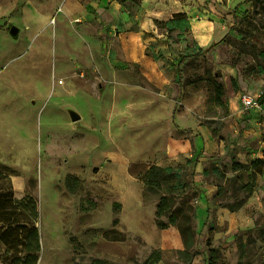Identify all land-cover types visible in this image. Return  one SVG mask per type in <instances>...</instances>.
<instances>
[{"label":"rangeland","instance_id":"374dc122","mask_svg":"<svg viewBox=\"0 0 264 264\" xmlns=\"http://www.w3.org/2000/svg\"><path fill=\"white\" fill-rule=\"evenodd\" d=\"M93 1L68 0L75 5L61 20L67 0H0V106L10 104L0 109V171L17 197L37 200L38 263L143 264L157 255L154 264H238L240 257L261 264L263 175L246 196L239 184L248 173L234 171L232 157L243 140L264 156V103L244 109L240 102L241 94L264 95V0H116L120 14L100 20L86 13ZM179 16L191 28L174 40L156 20ZM128 37L138 38L148 63L125 57ZM211 44L198 55V46ZM69 110L81 119L73 122ZM206 134L226 152L205 155ZM172 139L188 140L190 152L170 157ZM152 165L178 167L177 174L148 190L141 178ZM69 176L77 179L73 191ZM162 194L176 215L163 230L155 224ZM199 197L207 198L206 215L197 213ZM251 197L258 198L254 227L228 238V212ZM120 235L125 240H112Z\"/></svg>","mask_w":264,"mask_h":264},{"label":"trees","instance_id":"16d2710c","mask_svg":"<svg viewBox=\"0 0 264 264\" xmlns=\"http://www.w3.org/2000/svg\"><path fill=\"white\" fill-rule=\"evenodd\" d=\"M119 1L123 2V0ZM156 22L159 25H165L168 37L174 40H177V38L185 39L183 33L191 28L187 16H179L168 21L156 20ZM212 46L213 44L205 49L198 46V55L205 54ZM218 90H220L218 93L219 97L222 95L221 87ZM258 101L264 103V95L258 97ZM262 136L264 143V132ZM176 169L178 167L152 165L142 176L141 180L146 189L160 190L164 182L171 183L169 179L174 175L176 176ZM232 169L248 173L246 182L240 183L239 188L245 191L246 196H250L256 187L257 177L264 174V156L254 158L249 163H242L232 157ZM67 179L66 187L68 190L73 191V182H76L77 179L73 176H69ZM71 181L73 182L71 183ZM181 183V180L177 179L175 184L168 186V190L173 192ZM114 205L118 206V204ZM175 221L176 215L171 208L170 202L162 194L156 204L155 224L158 229L163 230L174 224ZM38 223L39 209L37 200L30 194L17 197L10 177L0 171V264H38L42 248ZM111 233L118 232L107 230L103 234L107 236ZM112 240L123 241L125 236L113 237ZM157 261L158 256L152 255L143 264H154ZM86 264H107V262L103 259H93ZM238 264H253V261L251 259L243 261L242 257H240ZM261 264H264V255L261 258Z\"/></svg>","mask_w":264,"mask_h":264},{"label":"crops","instance_id":"0c3cea01","mask_svg":"<svg viewBox=\"0 0 264 264\" xmlns=\"http://www.w3.org/2000/svg\"><path fill=\"white\" fill-rule=\"evenodd\" d=\"M72 2H66V7L65 10L63 11L61 9L62 13V19H65L69 16H71V8L74 6ZM105 5H108V9H102L101 7H104ZM122 7V6H121ZM83 8V7H82ZM84 9V8H83ZM105 11V12H104ZM108 12H113L115 15L120 14V4L116 0H95L93 1L92 7L88 9L87 15L90 18H96L97 20H100L101 18H105L106 14ZM126 12L122 13V17H125ZM55 17L54 24L56 23L57 17ZM141 45V44H140ZM139 42L138 38L131 39L128 37V45H127V51L125 52V57L129 61H140L141 59H144L146 63H148L147 59L142 57V54H139ZM148 108V103L146 104V107L140 108L141 109V114L145 112L144 109ZM126 113V112H125ZM142 118L146 116L144 113L141 115ZM126 117L128 118V115L126 113ZM129 119V118H128ZM208 133V132H207ZM209 134V133H208ZM206 134L205 138V147H204V154L208 155H219L224 152V146L221 148L222 143L218 144L213 136ZM238 144V142L236 141ZM252 141L247 142L246 140H243V144L239 147H237V157L238 161L240 162H248L247 158L251 157L252 159L258 157V151L251 145ZM264 147V146H261ZM191 147H190V142L188 140L185 141H177L175 139H172L170 144H169V150H167V154L170 155V157H174V154L179 153V151H184V153L190 152ZM177 156V155H176ZM248 156V157H247ZM124 163V160H123ZM258 183V191L259 193H264V174L263 177H260L257 180ZM255 192V195L258 193ZM122 203H123V198H120ZM258 204V198L256 197H251L250 199L247 200V202L244 204V206L237 212H228V220H229V225H228V230H227V237L230 238L232 235H234L238 230L240 229H251L254 227V223L252 219L249 217L251 213V209L253 206ZM124 205V203H123ZM197 213L199 216L201 215H206L207 213V198L203 197L198 199V210ZM252 221V222H251ZM223 234V233H222Z\"/></svg>","mask_w":264,"mask_h":264},{"label":"built area","instance_id":"2783aa9c","mask_svg":"<svg viewBox=\"0 0 264 264\" xmlns=\"http://www.w3.org/2000/svg\"><path fill=\"white\" fill-rule=\"evenodd\" d=\"M57 11H61V9H58ZM54 21H55V17L52 18L51 22L53 23ZM240 102L244 109L255 108L259 104L258 98L251 96L249 94H241Z\"/></svg>","mask_w":264,"mask_h":264},{"label":"water","instance_id":"95a60500","mask_svg":"<svg viewBox=\"0 0 264 264\" xmlns=\"http://www.w3.org/2000/svg\"><path fill=\"white\" fill-rule=\"evenodd\" d=\"M9 34L13 37V38H17L18 37V34L20 32V29L15 26V25H12L10 28H9ZM69 116H70V119L73 121V122H76V121H79L81 119V116L74 110H69Z\"/></svg>","mask_w":264,"mask_h":264},{"label":"bare ground","instance_id":"6f19581e","mask_svg":"<svg viewBox=\"0 0 264 264\" xmlns=\"http://www.w3.org/2000/svg\"><path fill=\"white\" fill-rule=\"evenodd\" d=\"M10 104H3V105H1L0 106V109L3 111L4 109H6L8 106H9ZM1 120V119H0ZM1 122V121H0ZM19 144V146H17V148H18V151H20V152H24V151H26V146H25V144L24 143H18ZM6 145V144H5ZM17 145V143L14 141V142H12V144H11V146H10V152H8V154L7 155H12V154H15V152H13L14 151V149H15V146ZM5 147V146H4ZM40 262L41 261H39V263L38 264H40Z\"/></svg>","mask_w":264,"mask_h":264}]
</instances>
